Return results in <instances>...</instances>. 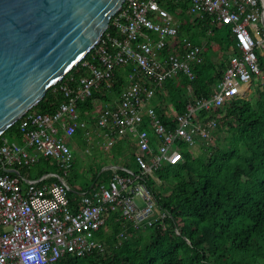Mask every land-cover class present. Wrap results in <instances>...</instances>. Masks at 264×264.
<instances>
[{
  "label": "built area",
  "instance_id": "obj_1",
  "mask_svg": "<svg viewBox=\"0 0 264 264\" xmlns=\"http://www.w3.org/2000/svg\"><path fill=\"white\" fill-rule=\"evenodd\" d=\"M169 1L126 0L110 21L116 36H102L90 58L79 63L78 79L71 76L54 89L64 98L58 109L53 114L27 112L21 118L24 145L2 139L0 264H57L67 255L104 252L97 233L110 213L135 230L166 218L143 178H154L162 164H183L180 144L210 140L216 121L199 120L200 111L242 98L254 80L264 84L259 60L264 59V0H190L191 15L229 26L236 53L210 97L194 99L178 124L166 127L155 113V91L178 75L192 81L191 63L199 61L202 51L186 37L179 39L178 19L165 6ZM167 47L171 50L162 54ZM122 67L131 69L126 86L100 111L94 126L107 147L123 138L134 140L138 172L114 169L107 184L80 195L75 209L68 196L66 178L74 157L67 141L77 129L88 136L77 104L103 83H111L115 70ZM145 121L148 130L141 129ZM63 122L68 125L61 127ZM40 157L52 158L60 174L26 178L21 171L33 168Z\"/></svg>",
  "mask_w": 264,
  "mask_h": 264
},
{
  "label": "trees",
  "instance_id": "obj_2",
  "mask_svg": "<svg viewBox=\"0 0 264 264\" xmlns=\"http://www.w3.org/2000/svg\"><path fill=\"white\" fill-rule=\"evenodd\" d=\"M165 6L178 19L179 39L186 37L202 47L199 61L191 63L192 81L178 75L155 91L156 115L166 127H175L190 102L210 97L235 55L236 45L229 26L191 15L190 0H170ZM106 33L116 36L110 24L103 37ZM170 50L167 47L162 54ZM259 60L264 71V59ZM78 67L51 87L29 113L53 114L64 102L54 89L71 76L78 79ZM130 71L129 67L117 68L111 83H103L90 98L79 102L80 120L93 125L100 111L121 94ZM260 85L255 97L234 98L220 108L200 111L196 115L199 120L216 121L210 140H197L194 146L180 144L183 164H162L154 170V178H143L166 218L135 230L110 213L97 233L104 252L67 255L57 264H264V84ZM20 122L0 135V146L2 139L24 145ZM67 125L63 122L60 126ZM141 129H149L146 121ZM81 136L82 130L77 129L73 143L83 145ZM68 145L75 162L76 145ZM135 150L136 143L127 138L116 140L111 148L121 166L137 174ZM73 169L74 165L71 172ZM101 169L97 165L84 186L76 187L72 174L66 178L73 208L78 207L82 192L91 193L100 184H107L111 171ZM24 171L34 178L49 172L60 174L56 162L44 157Z\"/></svg>",
  "mask_w": 264,
  "mask_h": 264
},
{
  "label": "water",
  "instance_id": "obj_3",
  "mask_svg": "<svg viewBox=\"0 0 264 264\" xmlns=\"http://www.w3.org/2000/svg\"><path fill=\"white\" fill-rule=\"evenodd\" d=\"M126 0H0V135L97 45Z\"/></svg>",
  "mask_w": 264,
  "mask_h": 264
},
{
  "label": "rangeland",
  "instance_id": "obj_4",
  "mask_svg": "<svg viewBox=\"0 0 264 264\" xmlns=\"http://www.w3.org/2000/svg\"><path fill=\"white\" fill-rule=\"evenodd\" d=\"M259 83H260L259 79L254 80L253 83L250 85L248 92L242 98L246 97L250 99L253 96L255 97L254 95L255 90L257 86L259 85ZM260 86L262 87V85ZM94 129L96 128L93 125V127L90 128L92 136L94 138H98L96 132H94ZM127 139H131V138H127ZM85 147L86 146L81 145L80 147L75 149V151H78V152H76L75 162L73 163L74 169L71 174L74 177V180L72 181V183L76 187L84 186L90 182L92 175L96 172L95 167L97 165L104 167L105 154L110 151V148L105 146L104 141H101L100 144H93V147H91V145L88 148L87 147L85 148ZM86 149H88V152H86ZM151 222H154V220Z\"/></svg>",
  "mask_w": 264,
  "mask_h": 264
},
{
  "label": "crops",
  "instance_id": "obj_5",
  "mask_svg": "<svg viewBox=\"0 0 264 264\" xmlns=\"http://www.w3.org/2000/svg\"><path fill=\"white\" fill-rule=\"evenodd\" d=\"M93 125H95V123H94ZM93 125H89V124H87V126H88V128H87L88 136H86L85 131L82 130V136H81V140H82V142H83V145H82V146H86L87 148H88L90 145H91V147H93V144H100L101 141H103L102 137H100V136H101V135H100V132L97 131L96 129H94V132H96L98 138H94V137L92 136V133H91L90 128H92ZM99 135H100V136H99ZM69 142L72 143L73 145H76V146H75V149H77L78 147H80V146H78L77 144L73 143V140H72V139H70V140L67 141V143H69ZM88 143H89V145H88ZM113 145H114V144H113ZM113 145H112L111 147H108V148H110V151H109L108 153L105 152V153H106V154H105V165H104V167L102 166V169H101V172H103V171H105V172H109V171H111V177H112V172H113L114 169H117V168L121 169V168H123V167L121 166V164H120L119 159H118L116 156H114L113 153H112V151H111V148L113 147ZM77 146H78V147H77ZM105 146H106V144H105ZM86 147H85V148H86ZM106 147H107V146H106ZM75 149H74V151H75ZM30 152H31V153H35L33 150H31ZM75 152H78V151H75ZM86 152H88V149H86ZM21 173L24 174L25 177L28 178V179H30V180H31V179H36V178H34V176H31L32 174H27L26 171H24V172L21 171ZM71 173H72V172H70L69 175H70ZM69 175H68V176H69ZM111 177H110V178H111ZM110 178H109V180H110ZM109 180H108V181H109ZM70 187H71V186H70ZM82 193H83V192H82ZM82 193H81V194H82Z\"/></svg>",
  "mask_w": 264,
  "mask_h": 264
}]
</instances>
